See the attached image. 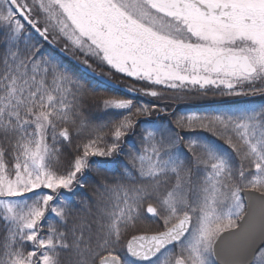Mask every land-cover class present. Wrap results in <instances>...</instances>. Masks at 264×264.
Instances as JSON below:
<instances>
[{
  "label": "snow or ice",
  "instance_id": "obj_1",
  "mask_svg": "<svg viewBox=\"0 0 264 264\" xmlns=\"http://www.w3.org/2000/svg\"><path fill=\"white\" fill-rule=\"evenodd\" d=\"M66 251L264 264V0H0V264Z\"/></svg>",
  "mask_w": 264,
  "mask_h": 264
},
{
  "label": "trees",
  "instance_id": "obj_2",
  "mask_svg": "<svg viewBox=\"0 0 264 264\" xmlns=\"http://www.w3.org/2000/svg\"><path fill=\"white\" fill-rule=\"evenodd\" d=\"M143 86V85H141ZM158 87V86H157ZM155 89H159L162 90L164 92H172L170 90H166L162 87H158ZM190 98L188 100H170V99H166V100H154L151 97H144L142 102L147 103L149 100H152L154 103L157 104V106H162V102H166L168 105V111H176V113L178 115H184V114H188L191 111H197L211 103H218L222 98L220 97H212V94L209 93L207 97L201 96L199 94H189ZM195 96H198V98H196ZM193 97V98H192ZM124 98H130V97H124ZM194 98H196V100H194ZM171 119H175V117H170ZM95 173H91L90 174V179L89 182L85 183V186L83 189L80 190V192L78 193L76 199H79L81 196H87L91 194V188H92V181H91V177H94ZM47 215L51 216L53 219H57L55 217L54 214L52 213H48ZM158 223L157 224H151L149 221L147 220H143L141 222L136 223L135 227H130L126 230L122 229L123 235L121 237V246L126 248V244L128 242V240L135 234L138 233H154L157 230L158 227ZM31 247H28L26 249V251H31ZM126 254V253H125ZM61 259L63 261V264H74V261L76 259L75 254L73 252L70 251H66V252H61Z\"/></svg>",
  "mask_w": 264,
  "mask_h": 264
},
{
  "label": "rangeland",
  "instance_id": "obj_3",
  "mask_svg": "<svg viewBox=\"0 0 264 264\" xmlns=\"http://www.w3.org/2000/svg\"><path fill=\"white\" fill-rule=\"evenodd\" d=\"M159 87V86H158ZM158 87H156V88H158ZM160 87H162V86H160ZM163 88V87H162ZM154 90H156V91H158V92H163L164 93V95H163V97H162V100H166V99H172V100H175V99H173V97H175V96H182L183 97V99H181V100H188L190 97V95L189 94H191V93H176V92H170V93H168V92H164V91H162V90H159V89H154ZM192 94H197V93H195V92H192ZM196 98H198V96H195ZM152 98V97H151ZM193 98V97H192ZM196 98H194V100H196ZM154 100H156L155 98H153ZM160 101V100H159ZM162 259H163V257H162Z\"/></svg>",
  "mask_w": 264,
  "mask_h": 264
},
{
  "label": "bare ground",
  "instance_id": "obj_4",
  "mask_svg": "<svg viewBox=\"0 0 264 264\" xmlns=\"http://www.w3.org/2000/svg\"><path fill=\"white\" fill-rule=\"evenodd\" d=\"M140 234H146V233H144V232H142V233H138V234H135V236H136V235H140Z\"/></svg>",
  "mask_w": 264,
  "mask_h": 264
},
{
  "label": "water",
  "instance_id": "obj_5",
  "mask_svg": "<svg viewBox=\"0 0 264 264\" xmlns=\"http://www.w3.org/2000/svg\"><path fill=\"white\" fill-rule=\"evenodd\" d=\"M147 235H151V234H148V233H146ZM140 235H145V234H140ZM136 236H139V235H136ZM131 240V239H130Z\"/></svg>",
  "mask_w": 264,
  "mask_h": 264
}]
</instances>
